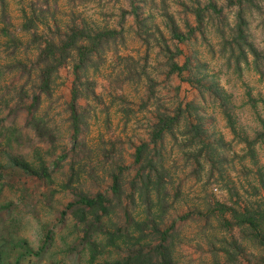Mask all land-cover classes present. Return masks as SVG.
I'll return each mask as SVG.
<instances>
[{
	"label": "clouds",
	"instance_id": "1",
	"mask_svg": "<svg viewBox=\"0 0 264 264\" xmlns=\"http://www.w3.org/2000/svg\"><path fill=\"white\" fill-rule=\"evenodd\" d=\"M12 7L16 24L0 32V264H113L117 253L264 264V0ZM47 42L62 51L42 57ZM17 159L58 183L30 198ZM68 193L102 195L109 223L78 240L76 209L59 211Z\"/></svg>",
	"mask_w": 264,
	"mask_h": 264
},
{
	"label": "trees",
	"instance_id": "2",
	"mask_svg": "<svg viewBox=\"0 0 264 264\" xmlns=\"http://www.w3.org/2000/svg\"><path fill=\"white\" fill-rule=\"evenodd\" d=\"M5 1L6 0H0V12L3 13V9L5 6ZM32 24L31 22L29 24H27L25 21L22 24V27L27 30L28 26ZM0 31L4 34V35H8L9 33L5 31V28L0 29ZM64 47H67V45H64ZM60 50L62 51V49H57L55 46V42H47L46 47L44 49V52L41 54L42 57L44 55H55V53ZM20 61H17V63H19ZM6 67H11V65H8ZM43 89H47L48 88V81L47 78H45L43 86ZM76 95V93L73 91L72 92V97L74 98ZM40 101V97L36 96L34 98V102L33 104L29 107V112H31V108L35 107L36 103H39ZM187 109L189 111H194V106L191 103V101H188L187 104ZM73 111H75V108L73 109ZM11 113H15V110H13V112ZM76 123L77 125L79 124V117L76 118ZM79 128H77L76 133L78 132ZM143 149H141L140 151H142ZM41 172V173H40ZM40 174L43 176H46V169L43 167H40ZM32 173H35L34 170H32ZM115 190V189H114ZM105 207L104 205V198L103 196H99L98 198H93V199H89L86 196H82L77 198L75 201H70L66 204L65 209L67 210H71L73 208L76 209L75 212V217H78V223L81 225V236L80 239H87L86 237V233L90 228H97L98 226H102V225H107L109 223V220L105 219V220H100L99 216L101 214V210H103ZM62 214H67V211H63ZM129 220V218L127 216L124 217V221L127 222ZM98 240H102L103 239V235L98 234L97 236ZM119 241H117V244L119 245ZM141 255H143V253L141 252ZM100 258H102L103 261V257L101 256ZM99 264H101V262H98ZM113 264H150V261H144L142 259H138L135 262H132L128 256L126 255H120V254H114L113 257Z\"/></svg>",
	"mask_w": 264,
	"mask_h": 264
},
{
	"label": "rangeland",
	"instance_id": "3",
	"mask_svg": "<svg viewBox=\"0 0 264 264\" xmlns=\"http://www.w3.org/2000/svg\"><path fill=\"white\" fill-rule=\"evenodd\" d=\"M15 2V0H6L5 1V6L3 9V13L0 12V24L4 25L5 31L8 32V29L10 27H14L17 21V13L16 11L13 9L12 4ZM21 3H24V0H21ZM29 9H32L31 12V16L29 15ZM19 18L23 21L29 24L30 22L32 23V25H34L37 17L35 15V10H34V6H32L31 4H29L28 8H21L19 11ZM1 32V31H0ZM9 33V32H8ZM15 83V82H14ZM194 88V85L192 86ZM178 90H182V89H178ZM188 101H191V103L193 104V101L191 98H189ZM194 106V104H193ZM15 113H11L10 115H14ZM195 119V117H193ZM77 136H79V130L76 133ZM65 157H61V159H64ZM16 166L17 169L21 172L22 176H27L28 180L24 182V190L27 192L28 196L30 198H32L33 196H40L43 195L46 191L47 188L44 185H53L58 183V179L57 177H54L52 175L49 174V169L43 167L42 165L37 166L35 169L32 168L30 165L25 164L22 160L17 159L16 161ZM40 167H43L46 169V176L41 175L40 173ZM32 170L35 171V173H32ZM40 172V173H39ZM59 183L63 184V181H59ZM64 192L67 193L68 190L65 187L64 188ZM71 194L68 193L67 196L63 197V207H61L59 209V211L62 212L65 210L66 204L70 201H72V199L70 198ZM46 198V197H45ZM56 198L58 200L61 199L60 194H57ZM63 215V214H62ZM63 216L67 217V214H64ZM78 226L81 229V225L78 223ZM81 236V234H80ZM80 236L77 237V239H80ZM102 258H98L97 260H92L90 261V264H99L98 262H101ZM213 264H219V261L214 259L213 260Z\"/></svg>",
	"mask_w": 264,
	"mask_h": 264
}]
</instances>
